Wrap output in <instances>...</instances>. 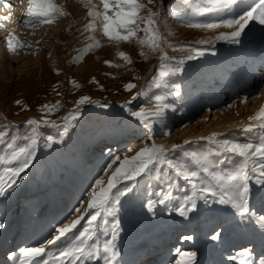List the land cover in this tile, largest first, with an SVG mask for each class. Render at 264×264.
<instances>
[{
  "label": "rangeland",
  "instance_id": "1",
  "mask_svg": "<svg viewBox=\"0 0 264 264\" xmlns=\"http://www.w3.org/2000/svg\"><path fill=\"white\" fill-rule=\"evenodd\" d=\"M54 2L68 15L36 27L23 23L30 6L28 0L0 2V136L4 137L0 139V155L9 151L10 138H18V144L23 146L27 143L23 137L30 135L32 127L38 132L31 164L16 178L12 195L0 198V224L4 225L0 229V264H20L22 249L40 247L54 238V230L76 218L77 209L84 219L75 232L88 227L89 215L85 213L90 212L86 203L89 192L97 179L107 183L125 155L131 159L154 141L168 148L181 146L180 152L169 155L191 164L183 156L185 151L215 152L217 146L210 143L213 137L256 142L259 125L264 123L255 119L264 109V26L250 22L240 43L233 44L218 39L234 31L232 28L188 27L170 14L175 10L191 17L200 0H153L151 4L140 0L160 13L158 27L166 41L162 47L167 56L162 60L159 52L152 53L146 45L137 43V39L145 38L142 30L138 29L129 42L104 36L101 18L94 21L88 16L90 9L104 12L102 0H92L87 7L85 0ZM109 2L113 4L114 0ZM259 2L246 0V5ZM115 10L111 8L108 14L113 15ZM234 18V11H223L193 19L220 23ZM93 22L95 28L88 29ZM144 27L140 25V29ZM119 31L121 35L128 34L123 29ZM9 38L14 45L19 42L24 46L10 51ZM141 51L148 54L147 58L140 55ZM120 52L126 53L132 63L119 58ZM105 61L119 67H110ZM176 68L181 71L174 72ZM161 71L174 74L160 78ZM128 83L136 88L126 91ZM155 83L162 86L157 88ZM224 89H228V95L221 99L217 96L212 102L210 93ZM83 97L89 100L80 104ZM46 104L53 106L52 111H41ZM162 104L170 107L162 120L150 119V128L131 115L132 111L155 112ZM171 109L174 112L169 114ZM29 120L38 123L29 126ZM249 127L253 131L245 133ZM98 148L108 149L100 156ZM129 148L133 151L128 152ZM117 156L121 160L113 165ZM211 159L223 160L216 171H231L239 163L238 158L220 155H212ZM6 167L19 164H0V177L5 182ZM202 176L204 179L196 183L207 185L211 178ZM126 183H136L137 187L120 196L119 204L111 203L112 215L98 218L93 224L103 245L112 241V226L119 221L115 241L119 256L115 264L152 258L151 264H264V226L260 221L264 197L250 200L251 216L246 219L231 207L214 202L211 196L207 203L199 199L196 211L181 216L179 207L192 195L193 188L169 169L161 168L159 175L154 171L140 176L135 182L119 183L117 188L122 189ZM252 187L255 191L260 186L253 181ZM169 190L172 199L159 203L161 195ZM219 192L217 189L218 195ZM149 201L154 202L151 209ZM213 235L219 239L213 240ZM184 239L189 243L182 246ZM159 245L161 253L156 254L155 247ZM61 247L60 242L49 245L47 255L36 260L59 264L55 257ZM247 250L251 256L241 257ZM192 253L194 257L189 255ZM223 254H227V260ZM158 255L160 258L155 259ZM89 264L107 261L101 258Z\"/></svg>",
  "mask_w": 264,
  "mask_h": 264
},
{
  "label": "snow or ice",
  "instance_id": "2",
  "mask_svg": "<svg viewBox=\"0 0 264 264\" xmlns=\"http://www.w3.org/2000/svg\"><path fill=\"white\" fill-rule=\"evenodd\" d=\"M152 2L153 0H148L149 4ZM28 3L30 6L27 9L26 19L23 23L32 27H36L40 23L52 24L57 19L68 15L63 7L57 5L54 0H28ZM91 3L92 0H85L86 7ZM102 5L104 9L102 14L90 9L88 16L93 17L94 21L98 17L101 18L104 36L110 40L129 42L132 37H136L138 29L142 30L145 32V38L137 39V43L142 47L146 45L152 53L159 52L162 60L167 59L162 47L166 41L158 27L159 12H154L151 8H147L140 0H114L113 4H110L109 0H102ZM5 6L7 7V5ZM111 8L116 9L113 15L108 14ZM145 11L147 15H141ZM223 11H234L236 18L223 20L220 23L215 21L195 22L193 19L194 17L204 16L205 13H219ZM170 14L178 21L186 22V26L188 27L202 29H214L217 27L232 28L234 31L226 36L218 37V39H226L229 43L238 44L240 43L241 35L250 22H256L258 25L264 26V0H260L258 4L254 5H246V0H200V3L192 11L191 17L182 15L179 11L175 10L171 11ZM141 24L145 25L143 29H140ZM87 28L94 29V22L90 23ZM120 29L125 30L128 34L121 35ZM199 43H208V41H199ZM16 46L23 47L24 45L19 44V42H17V45H14L13 39L9 38V50L14 52ZM96 46H99V41H96ZM89 47L91 48L92 46L90 45ZM140 55L147 58L148 54L141 51ZM118 57L126 61L127 64L132 63L131 58L126 53L120 52L118 53ZM192 58L194 57H188V59ZM105 63L110 67H119V65H113L111 61H105ZM180 63L182 65L183 61ZM178 71H181V68L174 70V72ZM174 72L161 71L159 77L166 78L170 74H174ZM73 84L75 85V82ZM161 86L162 83H155V87L159 88ZM134 88H136V85L133 83L125 85L126 91H131ZM135 99L136 97L134 96L132 100ZM88 100V97H83L79 103L83 104ZM20 103V101H17V104ZM128 103L131 105L132 101ZM169 107L167 104H162L155 112L132 111L131 115L143 124L144 127L150 128V119L158 118L162 120L165 110ZM52 108L53 106L46 104L41 111L50 112ZM71 119H76V116L73 115ZM255 119L264 121V109H261ZM27 123L29 126H35L38 122L36 120H29ZM259 128L260 131L257 133L256 142L240 143L227 138L216 139L213 137L210 143L217 146L215 152L189 153L185 151L183 156L185 160L190 159L191 164L186 163L184 160L173 159L169 155L170 153L176 154L180 152L181 146L172 145L171 148H168L163 144L158 145L154 141L151 143V146H145L137 151L136 155L131 159L125 155L124 160L115 171H112V165L108 166L109 171H112V175L108 178L107 183L105 184L103 179H97L95 187L89 192V199L86 203L90 212L85 213L89 215V219L87 220L88 227H84L83 231H79L78 233L75 232L84 219V215L79 214L80 209H77V217L56 228L54 230V238L48 239L40 247L22 249L20 264H33L34 260L35 264H43L42 260H36V258L46 256L45 249L49 245H56L57 242H60L62 245L59 255L55 257L59 264H77V262L79 264H89V262L101 258L105 259L107 264H115L119 256L115 244L119 231V221L117 220L112 226V241L105 242L103 245L99 243V234L93 227V224L98 221V218L102 219L103 217L112 215L114 210L110 207L111 203L115 201L116 204H119L120 196L132 193L137 187L136 183H126L122 189H118L117 185L119 183L125 181L135 182L138 177L150 175L154 171L159 175L161 168L169 169L175 174V177L182 178L185 182L190 183L193 188L192 195L188 196L179 207V214L181 216H187L189 212L196 211L197 201L204 199L207 203L208 197L211 196L215 198L214 202L234 209L242 219L249 218L251 216L250 200L254 196L256 198L264 197V123H261ZM244 131L245 133H251L253 129L249 127ZM3 138L0 136V139ZM23 140L27 141V143L20 146L17 142L18 138H10V142L7 144L9 151L0 155V164H10L13 161L19 164V167L5 168L8 180L5 182L0 177V198L12 195L11 189L16 185V178L29 167L35 157L38 145L36 127H32L30 135L24 136ZM132 151V148L128 149V152ZM212 155H220L226 159L238 158L239 163L231 171L223 169L216 171L215 169L218 168L223 160L215 161L211 159ZM120 160V156H117L112 161V164L114 165ZM202 173L211 178V181L207 185H198L196 183L204 179ZM107 175L108 173L105 172V176ZM253 181L260 186L255 191L252 187ZM113 189H117V191L113 192ZM217 189L220 190L219 195ZM171 199L172 192L169 190L161 195L158 202L163 204L165 201ZM153 203V201H149L148 207L150 209ZM260 221L262 226H264V216L260 217ZM103 223L107 225L108 221L104 219ZM3 227L4 225L0 224V229ZM186 239H191V237H186ZM212 239L217 240L219 236L213 235ZM189 255L194 257L195 254ZM250 256V250L241 253V257Z\"/></svg>",
  "mask_w": 264,
  "mask_h": 264
},
{
  "label": "bare ground",
  "instance_id": "3",
  "mask_svg": "<svg viewBox=\"0 0 264 264\" xmlns=\"http://www.w3.org/2000/svg\"><path fill=\"white\" fill-rule=\"evenodd\" d=\"M227 90L228 89H224V90H221V91H219V92H216V93H214V92H211L210 93V95H209V97L211 96L212 98H210V99H212V102L214 101V99H216L217 98V96L221 99L222 97H226V95H228V93L229 92H227ZM226 93V94H225ZM174 112V110L173 109H171L170 111H169V114H172ZM141 136V135H140ZM123 138V137H122ZM112 143V142H111ZM108 148H98L97 149V153H99L98 155H100L101 156V154H104L105 153V150H107ZM248 240V239H247ZM250 241V240H249ZM253 242V241H252ZM187 243H189V241H186L185 239L184 240H181V242H180V245H186ZM251 244V243H250ZM161 245H159L158 247H155V253L156 254H158L160 251H161V247H160ZM184 248V247H183ZM164 250V249H163ZM165 252V251H164ZM161 253V252H160ZM155 259L156 258H160V256L158 255V256H156V257H154ZM223 258L224 259H226L227 260V258H228V256H227V254H223ZM152 260H153V258H152ZM152 260H150V261H144V262H134L133 264H151L152 262ZM154 261V260H153ZM234 261V260H233ZM234 263V262H233Z\"/></svg>",
  "mask_w": 264,
  "mask_h": 264
}]
</instances>
